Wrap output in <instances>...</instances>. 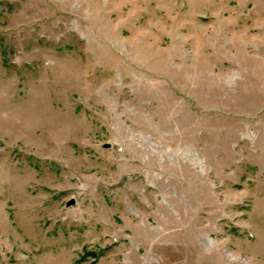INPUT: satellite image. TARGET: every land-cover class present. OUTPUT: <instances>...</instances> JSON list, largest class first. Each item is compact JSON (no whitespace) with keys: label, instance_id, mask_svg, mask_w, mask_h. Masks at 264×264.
Instances as JSON below:
<instances>
[{"label":"rangeland","instance_id":"rangeland-1","mask_svg":"<svg viewBox=\"0 0 264 264\" xmlns=\"http://www.w3.org/2000/svg\"><path fill=\"white\" fill-rule=\"evenodd\" d=\"M0 264H264V0H0Z\"/></svg>","mask_w":264,"mask_h":264},{"label":"water","instance_id":"water-1","mask_svg":"<svg viewBox=\"0 0 264 264\" xmlns=\"http://www.w3.org/2000/svg\"><path fill=\"white\" fill-rule=\"evenodd\" d=\"M104 146H105V147H109L108 144H105ZM71 204H73V200H69V201L67 202V205H71Z\"/></svg>","mask_w":264,"mask_h":264}]
</instances>
